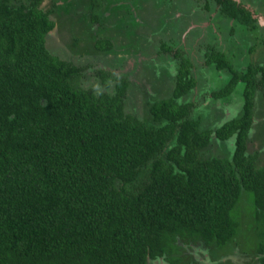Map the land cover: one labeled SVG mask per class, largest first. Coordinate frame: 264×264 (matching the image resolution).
I'll return each instance as SVG.
<instances>
[{
    "label": "trees",
    "instance_id": "trees-1",
    "mask_svg": "<svg viewBox=\"0 0 264 264\" xmlns=\"http://www.w3.org/2000/svg\"><path fill=\"white\" fill-rule=\"evenodd\" d=\"M41 1L0 0V264H146L160 256L167 263L178 236L221 248L236 235L233 209L243 191L264 264V165L247 152L264 66L240 70L208 45L204 65L230 74L211 97L243 83L240 113L209 129L187 98L197 79L192 63L176 50L168 95L140 118L124 110L126 77H115L110 91L113 74L95 67L103 88L84 87L94 69L49 51L54 21ZM213 1L241 29L258 25L242 1ZM104 18L100 11L93 20ZM164 42L162 52H171ZM93 47L108 52L114 44L97 37ZM212 135L232 139L229 157L203 156Z\"/></svg>",
    "mask_w": 264,
    "mask_h": 264
},
{
    "label": "rangeland",
    "instance_id": "rangeland-1",
    "mask_svg": "<svg viewBox=\"0 0 264 264\" xmlns=\"http://www.w3.org/2000/svg\"><path fill=\"white\" fill-rule=\"evenodd\" d=\"M23 1L26 0H13L15 4ZM241 1L255 16L262 18L260 25L252 30L238 25L239 30L230 31L229 21L217 15V6L212 0H98L101 6L98 9H91L90 0H42L40 7L50 9V18L54 21L45 46L51 53L76 64L113 72L114 78L106 80L107 90H113L116 76L126 77L129 81L124 110L140 118H147L149 102L168 95L170 76L175 70L173 54L180 50L189 57L197 78L187 98L196 105L199 115L202 114L203 127L212 129L240 113L243 83L238 82L226 98L211 97V91L222 87L230 74L204 65L203 53L208 45H219L240 70L246 63L264 66V0ZM105 4L108 11L104 10ZM100 11L105 20L98 24L93 18ZM97 37L111 38L114 47L108 52L95 49ZM162 42L172 48L171 52H162ZM251 44H255L253 50L247 48ZM95 69L81 78L84 87L103 88L94 75ZM263 91L254 93L253 127L247 142V152L258 153V165H264ZM231 143L232 139L222 141L212 135L203 156L229 157ZM250 196L249 191L241 192L233 209L238 226L232 241L217 248L178 236L171 254L174 257L167 261L179 258L184 264H258V236Z\"/></svg>",
    "mask_w": 264,
    "mask_h": 264
},
{
    "label": "flooded vegetation",
    "instance_id": "flooded-vegetation-1",
    "mask_svg": "<svg viewBox=\"0 0 264 264\" xmlns=\"http://www.w3.org/2000/svg\"><path fill=\"white\" fill-rule=\"evenodd\" d=\"M213 1V0H212ZM238 1H241V0H238ZM214 2V1H213ZM215 3V2H214ZM241 4H243V5H245L246 6V4H245V2H243L242 1V3ZM216 6H217V4H215ZM246 8H248L247 6H246ZM249 9V8H248ZM250 10V9H249ZM251 11V10H250ZM251 13H252V16L253 17H255L256 18V21H257V24L258 25H260L259 24V22H261L262 20H260L261 18H260V16L259 15H257V16H255L254 15V13L251 11ZM217 15H219V17L220 18H223V17H221V15L219 14V10H218V6H217ZM223 19H225V18H223ZM228 20V19H227ZM264 20V19H263ZM229 22H228V24H229V26H230V30H232L233 31V29H235V30H239V28L238 27H236V25H234L233 24V21H231L230 19L228 20ZM264 22V21H263ZM264 24V23H263ZM257 25V26H258ZM234 30V31H235ZM241 44V42L239 43V45ZM113 75L112 76H114V73L113 72H111ZM116 77H118V76H116ZM256 92V91H255ZM254 92V93H255ZM264 92V91H263ZM253 101H254V96H253ZM254 108H255V103L253 104V112H254ZM154 260H156V261H159V263L158 262H155V264L157 263V264H162V262L163 261H165V259L163 258V256H160L159 258H157V259H154ZM208 260V259H207ZM218 261H219V259H218ZM221 261H223V259L221 260Z\"/></svg>",
    "mask_w": 264,
    "mask_h": 264
},
{
    "label": "water",
    "instance_id": "water-1",
    "mask_svg": "<svg viewBox=\"0 0 264 264\" xmlns=\"http://www.w3.org/2000/svg\"><path fill=\"white\" fill-rule=\"evenodd\" d=\"M260 20H262V18Z\"/></svg>",
    "mask_w": 264,
    "mask_h": 264
}]
</instances>
